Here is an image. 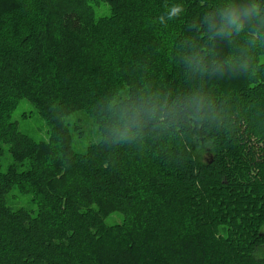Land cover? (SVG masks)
I'll use <instances>...</instances> for the list:
<instances>
[{
  "label": "trees",
  "instance_id": "1",
  "mask_svg": "<svg viewBox=\"0 0 264 264\" xmlns=\"http://www.w3.org/2000/svg\"><path fill=\"white\" fill-rule=\"evenodd\" d=\"M67 2L53 68L43 70L44 19L29 45L0 61V103L27 99L59 141V159L34 176L38 209L12 208L17 173L1 168V145L36 159L47 147L0 128V264H264V0H179L172 67L161 58L155 74L137 78L131 63L120 66L129 93L102 106L114 126L84 151L68 118L88 87L71 78L68 59L95 7L117 2ZM229 3L256 4L259 15L239 35L214 36L206 17ZM125 124L134 135L110 142ZM102 204L137 212L139 225L110 226Z\"/></svg>",
  "mask_w": 264,
  "mask_h": 264
},
{
  "label": "rangeland",
  "instance_id": "2",
  "mask_svg": "<svg viewBox=\"0 0 264 264\" xmlns=\"http://www.w3.org/2000/svg\"><path fill=\"white\" fill-rule=\"evenodd\" d=\"M116 2L114 9L105 3L95 7L93 16L85 22L86 33L76 38L68 59L71 78L81 82L85 88L88 87L85 107L68 118L78 151H84L89 145L103 141L109 128L114 126L115 120L110 123L106 119L102 121L100 114H106L100 110L107 103L111 104L110 108L114 107L112 102L118 98L124 99L126 93H129L131 84L123 82L120 85L116 80L121 76V68H126L127 63H131V67L135 69L133 74H137V78H148V75L155 74L159 68L161 58L164 59L166 67H172L174 63L177 17L169 18V14L174 6L181 5L179 0ZM68 7L67 0H0V61L29 45L44 19L49 36V51L43 62V70L53 68V48L60 37L59 17ZM143 45L148 51L143 52L142 59L136 58ZM139 70H144L145 75L137 73ZM109 91L111 97L104 96ZM0 128L5 136L9 137L16 130L48 148L40 155L41 158L36 159V156H32V151L25 156H16L11 152L9 144L1 143V168L12 169L17 173L14 188L8 196L9 206H24L36 211L41 198L36 193L34 176L38 166L47 162L54 163L59 159L58 136L35 106L24 98H5L1 101ZM260 132L263 134L264 128ZM110 142H115L114 137ZM102 206L107 211V223L121 232L125 233L124 231L130 229L133 231L139 225L137 212L125 215L111 210L107 204ZM184 230L189 231L187 227ZM194 237L191 262H194L196 256L198 240L196 234Z\"/></svg>",
  "mask_w": 264,
  "mask_h": 264
},
{
  "label": "clouds",
  "instance_id": "3",
  "mask_svg": "<svg viewBox=\"0 0 264 264\" xmlns=\"http://www.w3.org/2000/svg\"><path fill=\"white\" fill-rule=\"evenodd\" d=\"M183 11L182 6H174L169 14V18L178 16ZM259 6L256 4L235 5L226 4L219 8L214 15L206 17L208 31L214 36L230 37L233 33L239 35L245 31L247 25L259 15ZM229 65L233 61L226 62ZM240 67H245L241 64ZM134 135L132 126L125 124L124 127L118 129L115 140L117 142L126 141Z\"/></svg>",
  "mask_w": 264,
  "mask_h": 264
}]
</instances>
